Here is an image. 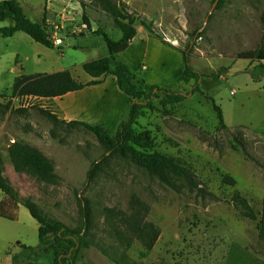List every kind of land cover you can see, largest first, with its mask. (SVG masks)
Masks as SVG:
<instances>
[{
    "label": "rangeland",
    "instance_id": "obj_1",
    "mask_svg": "<svg viewBox=\"0 0 264 264\" xmlns=\"http://www.w3.org/2000/svg\"><path fill=\"white\" fill-rule=\"evenodd\" d=\"M76 1L83 0L71 3ZM111 1L134 13L138 25L142 20L149 24L171 47L185 52L193 47L189 60L202 74L196 88L195 80L179 81L184 70L180 52L159 55L143 73L145 78L160 88L186 93L187 98L163 106L164 94L159 93L153 97L154 109L144 110L135 128L150 131L152 150L184 165L194 174L197 187L178 180L170 185L130 159L107 153L85 127L56 120L51 101L13 97L9 90L0 97V160L5 177L48 219L84 231L92 247L82 252L77 264L264 263L258 221L244 218L232 202L233 195L240 193L257 212L264 207V77L255 81L250 73L253 64L239 58L262 42L264 0H225L207 22L213 0ZM21 2L33 21H42L46 6L51 7L48 0ZM84 2L89 18L94 17L90 9L102 10L99 2ZM71 21L70 29L84 23L83 17ZM107 21L101 29L118 40L121 32L110 17ZM0 25L12 24L0 21ZM62 36L64 43L52 48L51 59L37 57L45 47L36 43L38 62L91 61L105 46L98 35ZM0 42L6 41L0 38ZM70 44L91 48L75 51ZM63 52L66 55L61 59ZM141 69L144 72L145 67ZM71 71L78 82L86 76L80 66ZM214 103L223 111L225 127L220 125ZM16 142L42 152L54 163L58 178L46 183L30 173H18L8 152ZM224 175L237 184H224ZM2 222L3 261L7 253H18L22 244L39 245L40 225L25 206H19L15 221ZM145 223L160 232L151 249L137 233Z\"/></svg>",
    "mask_w": 264,
    "mask_h": 264
},
{
    "label": "trees",
    "instance_id": "obj_2",
    "mask_svg": "<svg viewBox=\"0 0 264 264\" xmlns=\"http://www.w3.org/2000/svg\"><path fill=\"white\" fill-rule=\"evenodd\" d=\"M90 1L99 2L102 11L112 19L115 26L122 33V37L119 40H114L101 28L94 32L95 35L103 37L108 49V55L83 64V70L92 80L87 83L78 82L70 71L32 76L23 75L15 79L11 95L13 97L55 98L80 90L85 86L102 83L105 77L114 76L120 90L133 98L128 117L121 122L116 132L110 133L103 125H91L79 121L65 122L60 120L54 113H51V115H54L56 120L62 123L85 127L96 136L98 141L106 148L107 153L117 154L130 159L134 164L156 175L162 181L175 185L174 181L178 180L196 188L197 184L193 173L176 159L153 151L151 132H138L135 128L144 110L154 109L153 97L158 96L159 93L164 94V98L161 100L163 106L179 104L187 98V94L160 88L159 86H152L149 90H144L146 80L142 71L135 72L129 64L118 60L119 54L128 50L136 37V26L139 18L134 13L120 9L111 0ZM213 1L215 2L216 0ZM224 3L225 0H220L217 8H221ZM81 5L84 9V25L91 30V22L86 13L88 5L84 0ZM0 20L12 22V25L0 28V37L2 38L12 37L17 32H24L37 43L49 48L55 47L54 39L46 20L33 21L30 19L19 0L0 1ZM141 24L154 37L166 44L162 37L154 33L149 24L143 20ZM196 35L197 38L201 37L198 32H196ZM172 47L177 49L174 46ZM189 48H191L190 52L177 49L182 54L184 61V70L179 81L190 83L195 80V89L202 74L192 68L189 58L193 47L189 46ZM239 58L248 60L253 64L250 73L255 81H259L264 77V35L261 44L255 50L243 52L239 54ZM3 97L4 95H2ZM214 109L217 112L220 125L225 127L226 123L222 109L215 103ZM8 152L18 173H30L39 181L46 183H53L58 178L55 173L54 163L39 150L16 142L9 147ZM223 183L233 187L237 184L236 180L230 175L223 176ZM0 190L4 195L3 200L0 202L1 218L15 221L17 219V210L20 205H23L40 225L38 230L39 245L32 247L22 244L20 251L12 255V264H42L45 261H49L48 264H77L82 252L92 247L83 230L72 229L61 222L48 219L33 201L22 197L5 177L1 160ZM232 202L244 218L258 221L259 236L260 239L264 240V207L261 212H257L251 202L240 193L233 195ZM137 233L147 249H151L155 245L160 235L159 230L148 223L139 227Z\"/></svg>",
    "mask_w": 264,
    "mask_h": 264
},
{
    "label": "crops",
    "instance_id": "obj_3",
    "mask_svg": "<svg viewBox=\"0 0 264 264\" xmlns=\"http://www.w3.org/2000/svg\"><path fill=\"white\" fill-rule=\"evenodd\" d=\"M19 1L21 2V0ZM48 1L50 2L51 7L49 8V5L46 6L43 19L46 20L49 28L51 29L53 39H61L62 44L60 46L64 43L62 35H65L66 37H80L83 39L88 38L89 36L91 37L92 35H95L94 32L100 29L101 26H105L104 22H108L107 19L109 17L104 11L90 9L94 15V17L89 18L91 22V30L87 29L84 23L82 25L75 24L74 29H70L72 25V18L79 21L83 17L84 9L81 3L77 1L75 3H71V0ZM57 2H59V4ZM26 5L27 7H31L30 4ZM22 6L28 16L25 6L23 4ZM7 21L9 20L1 22L5 23ZM0 26L3 27L2 25ZM136 28L137 35L130 48L118 56V60L120 62L129 64L135 72L139 70L142 71L141 68L144 66L145 69L142 73H147L150 69V63L157 61L159 59V55L165 54L166 56H173L175 52L178 55L179 51L177 49L154 37L143 25H137ZM105 32L107 33L109 31ZM121 37L122 33L120 38ZM3 39H5L6 42H0V83H2V86L0 87V95L6 90L11 92L15 79L23 75L32 76L36 74H54L62 71H70L72 76L78 80V77H75L71 70L77 66L83 68V64L89 62L80 61L79 63H74L73 65H65L58 63V58L56 57L57 63H51L49 62V59L52 58L51 51H54V49L46 46H44L45 48L39 50L37 57L41 58V56H46L49 59L44 62H38L36 55L34 54V50L37 48V42H35L28 34L24 32H17L12 37ZM4 44H6L7 47L3 46ZM60 46L55 45V48ZM69 46L75 51H82L91 48L84 44H70ZM65 55L66 52L61 53V59H63ZM107 55L108 49L105 44L101 53H99L98 57L93 60ZM51 61L53 62V60ZM145 76L146 75H144V77ZM91 80L92 78L86 73V76H84L80 82L87 83ZM145 80L146 84L144 86V90L146 91L152 86H158L155 83H150L146 78ZM0 97L2 98V95ZM45 100L52 102L56 110L53 113L62 121H79L91 125H103L110 133H114L118 129L121 122L126 120L128 117L133 98L120 90L114 76H108L104 78L102 83L85 86L80 90L69 92L63 96L46 98ZM3 198L4 195L0 190V202ZM21 209L22 208H20V211ZM24 215L26 216L25 212ZM3 220L6 219L0 217V264H12V254L7 253L6 261H3L1 256V247L4 239L2 234ZM255 264L264 263L257 262Z\"/></svg>",
    "mask_w": 264,
    "mask_h": 264
},
{
    "label": "water",
    "instance_id": "obj_4",
    "mask_svg": "<svg viewBox=\"0 0 264 264\" xmlns=\"http://www.w3.org/2000/svg\"><path fill=\"white\" fill-rule=\"evenodd\" d=\"M219 1H220V0H216V1L214 2L213 7H212V9H211V11H210L208 17L206 18V22L209 20L210 15L215 11L216 7H217L218 4H219Z\"/></svg>",
    "mask_w": 264,
    "mask_h": 264
},
{
    "label": "built area",
    "instance_id": "obj_5",
    "mask_svg": "<svg viewBox=\"0 0 264 264\" xmlns=\"http://www.w3.org/2000/svg\"><path fill=\"white\" fill-rule=\"evenodd\" d=\"M54 44L57 45V46H60L62 44V41L61 39L57 38L54 40Z\"/></svg>",
    "mask_w": 264,
    "mask_h": 264
}]
</instances>
